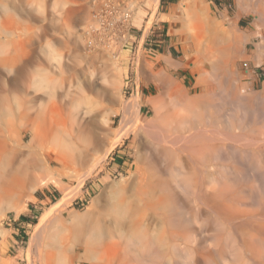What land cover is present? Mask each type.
<instances>
[{
  "label": "bare ground",
  "instance_id": "6f19581e",
  "mask_svg": "<svg viewBox=\"0 0 264 264\" xmlns=\"http://www.w3.org/2000/svg\"><path fill=\"white\" fill-rule=\"evenodd\" d=\"M67 1L73 4L72 0ZM201 1L183 0L174 9L173 17L180 19L178 13H185L180 29L190 31L185 42L194 47V58L187 54L186 60L198 77L196 85L206 92L191 98L177 81L160 73L157 80L173 93L171 106L179 108L170 115L159 96L146 101L139 96L128 101L118 98L117 110L102 111L106 90L98 87L103 82H97L98 76L110 81L117 90L110 91V97L117 98L122 82V71L113 61L115 44L107 38L106 31L111 29L102 23L104 17L98 14L100 23L96 27L97 35L92 38L105 47L106 54L92 58L87 54L82 61L87 72L72 68L70 77L64 76L62 59L48 51L49 60L57 63L56 68L63 75L55 91L53 81L41 77L30 62L24 51L22 32L17 39L7 40L14 33L18 19L2 17L8 8L0 1L3 13H0V110L3 111H0V166L7 163L13 167V162H19L25 167L23 179L17 178L1 189L4 200L23 197L30 171L53 173L51 162L34 155L41 149L49 156L54 154L56 161L64 166H87L98 151L102 136L114 124L111 116H121L119 130L114 133L115 143L131 132L135 138L142 132L149 144L145 152H137L136 159L143 166L134 177L115 185L97 184V195L84 213L66 215L64 211L79 189L62 188V198L40 219L31 242L38 247L35 249L39 264H264V84L260 92L254 86L250 90L241 87L239 83L252 79V73L250 70L241 73L235 68L241 62L264 67V34L242 31L241 20L213 22L214 19L206 16L209 11L206 12L205 5L202 8ZM22 2H14L21 11L25 7ZM236 2L240 11L246 10V0ZM250 2L256 17L253 27L264 28V0ZM147 3L157 9L160 0H147ZM197 10L206 16L201 27L198 25L200 29L197 27L198 33L193 32L196 28L192 24ZM257 39H260L258 44ZM91 40L84 42L86 52L87 44L93 43ZM251 44L255 48L252 54ZM99 61L103 62L97 67ZM17 66L14 86L9 88L7 79ZM151 67L147 63L148 71ZM85 76L88 79L82 80ZM73 79L85 90V98H97L98 103L92 105L98 108L91 105L96 110H80L78 104L70 102ZM222 80L227 85L230 81V86L235 88L227 85L210 88L212 83L220 84ZM11 94H15L17 111L6 107ZM210 95L219 102L208 103ZM49 101L51 107L46 109ZM66 106L71 109L67 115L63 112ZM143 106L153 113L151 119H142ZM211 109L217 112L212 113ZM6 116H11L12 121ZM14 121L26 123L27 133H19ZM29 135L31 140L25 144ZM30 152L34 154H27ZM6 171H0V177ZM85 179L79 180L80 183ZM50 182L61 187L60 179L45 175L32 180V191ZM19 208L17 203H12L5 210L18 212Z\"/></svg>",
  "mask_w": 264,
  "mask_h": 264
},
{
  "label": "rangeland",
  "instance_id": "374dc122",
  "mask_svg": "<svg viewBox=\"0 0 264 264\" xmlns=\"http://www.w3.org/2000/svg\"><path fill=\"white\" fill-rule=\"evenodd\" d=\"M0 1L2 3L5 2L4 4L8 8L6 11H3L4 15H1L3 14L2 12H0L1 13L0 15L2 17L5 15L6 16L9 15L8 16L9 18L13 16L16 19H18V20L15 19L14 20L17 21L16 23L19 24V25L17 24L14 27V31H13L14 33L11 32V35L7 40H13V38L17 39V36L20 34V32H22L20 35H22V37L25 39L24 51H26V53L28 54L30 62L34 64L35 70L38 72V74L41 77H46L47 79L53 81L52 88L54 87L55 91L57 86L60 84L63 75L61 74L60 70L56 68L57 63L51 62L49 60L47 56L49 55L48 51L53 52L55 55L58 56V58L60 57L62 59L63 70L65 69L64 76L70 77L72 73V68H76L79 71L84 70L85 72H87L88 70L85 65V62H82L83 59L87 56V54H89L91 58L99 57L103 53L106 54L104 52L106 51L105 47L100 46L97 42L93 41L95 35H97L98 29L96 27L100 23L99 20L100 18L98 17V14L100 16L108 17L109 14H107V12L111 8H116V9L118 8L120 10H125V9L129 10L132 14V22L127 27L124 35L123 34L120 35L118 31L115 29L108 30L109 32L106 31V33L108 34L107 37L108 40H111V42H114L115 44L113 61L115 64L119 66V68L122 71V82L118 94L119 96L117 95V98L112 96L110 97L111 93L112 92L116 93L117 90H115L111 86L110 81H106L102 79L101 76H98L101 80L99 79L97 82L103 81L102 83L97 84L98 87L99 88L101 87V89L106 90V94L102 99L103 100L102 104L103 105L106 104V105L105 107L103 106L102 111L104 110L106 113L107 112L110 113L112 110H117L119 108L118 98L119 100L122 99L123 101H128L137 96L142 98L143 101H146L152 97H157V96L161 97V99L167 105L166 113L168 115L173 114L175 111L179 109V108L176 109L171 106V102H172L171 99L173 96L172 91H170L171 88L164 85L163 82L158 81L160 79L157 75L161 73L158 71L159 65L155 66L153 64L151 70L148 71V69L146 68V65L148 63L146 51L143 48L137 47L138 40H140V37L143 34L145 28H146L145 34H147L149 28L152 26L154 22H158V23L162 22L161 19L159 21L157 20L158 8L155 9V7L150 6L147 3V0H122V1L121 0H87V1L76 0L79 1V3H74L73 0L72 2L70 1L73 4H70L69 1L67 0H0ZM20 1L21 2L23 1L22 6H25L23 8V11H21L22 9L21 10L19 9L18 4L14 3V2L18 3ZM178 1H179L178 3L180 4L183 2V0H178ZM236 1L237 0H202L201 6L205 5L204 8L207 7L206 12L207 11L209 12L208 14H206V16H208L210 20L212 19V21L214 19L213 22L216 21V23H223V22L237 23L238 21L241 20L240 27L242 31L244 32L255 31L256 33H259L260 31V33L264 34V28L262 26H260V28L253 27L254 22H256V17L255 14L253 13L254 11H252L253 4L250 2V0H246V4L244 5L247 11L246 10L240 11ZM70 6L71 9H69ZM26 8L28 9L26 10ZM23 12L24 14L26 12L28 15L27 14L24 15ZM240 12H242V15H239ZM195 14L196 16L192 13V15H194L195 18L193 20L194 22L192 21V24L194 23L195 25L193 27L196 28L193 32H197L200 29L198 25H200L201 27V24H203L206 18V16L205 17L203 16L200 10L195 11ZM26 16L29 18L30 21L27 20L28 18H26ZM137 16L146 19L150 18V20L140 21ZM184 16H185L184 12L178 13V17H180V19H177L176 23H174V27L179 29V31H177V33H174L171 26L169 38L170 39L174 38V41L179 43L182 52L183 49L184 50L187 49V53L190 54L191 58L193 59L194 57L192 55L194 52V47L191 43L185 42L186 37L190 33V31H188L187 28L186 29L184 28L185 31L180 29L183 28V23L180 20H182ZM103 20L105 22L102 23L108 25V23H106L108 21V18H105ZM161 24L165 25L164 23ZM197 27L199 28L198 30ZM90 28H94V29L90 30ZM128 29L130 30V32H128ZM54 32L56 34H54ZM15 33H17V35ZM130 34L136 37L135 41H133ZM89 39H92L91 41H93V43L87 44V52H86L84 47V42L86 44V42L89 41ZM143 42L144 40L142 41V43ZM259 42L260 39H257L255 41L256 44H258ZM147 43L151 44L152 42L151 40H149ZM254 50L255 48L253 44L249 45L250 54H252ZM11 54L13 55L14 51H12ZM79 55H81L82 58H79L78 57ZM99 62L100 63H98L97 67H99V65L103 61H99ZM110 64H112V61ZM18 67L19 66H17L16 71L11 74L12 76L11 77L9 76V78L7 79L8 84L10 83L9 85L7 84V87L9 86V88L14 86V82L17 76L16 73L19 70ZM187 67L190 71L186 73L188 75V79H185V81L182 78L183 77L182 75L184 74L182 72L169 74L167 76L171 77L175 82L177 81V83L187 92L189 97L193 98L196 96H200L205 89L196 85L197 84L196 81L198 77L194 72H192L193 71L192 65L189 64V61L187 63ZM66 68L69 69V71H67ZM235 68L241 73H245L248 70H250L252 73L251 75L252 79L249 78L243 80L242 83H239L240 85L241 84L243 85V86L241 85V87L250 90L251 87L254 86L253 88L256 89V92H260L262 90L263 88L262 85L264 84V67H257V66L255 67L254 64L247 65L241 62ZM1 72L2 71L0 70V73ZM87 79L88 77L85 76L83 77L82 80H87ZM225 81L226 80H222L220 84L216 83L214 85L212 83L210 88L214 89L215 86H216L215 89H219L220 87L224 88V85L225 86L227 85V84H223L225 83ZM226 83L229 84L227 86H230L231 82L227 81ZM244 83L246 85H244ZM71 87H72L70 88L71 98H69V100L70 102H73V104H78L80 110L87 108L89 110L92 109L94 111L96 107L98 108L97 105L94 106L95 103H98L97 98L95 99L94 96L93 97L91 96L93 100L91 99V97L85 98L86 96L85 90H83L82 87L80 89V87L77 86L76 79H73L71 83ZM1 88L2 86L0 84V91ZM234 88H235L234 85L230 86V89H234ZM110 91L111 93H109ZM243 91L248 93V91H245L244 89ZM205 92L206 91H204L203 94H205ZM214 97L215 96L210 95L207 98L208 99L207 102L210 104L212 102L214 103L219 102L218 98L217 97L214 98ZM106 98L112 100L110 101L107 100ZM91 105L94 106L95 108L94 107L91 108ZM7 106H10L12 110L17 111L15 94L9 95V102H7L6 107ZM50 107H51V101H49V104L48 102H46L45 108L47 109ZM107 109L108 110L110 109V111H107ZM201 109L204 108L201 107ZM207 109L205 108V111ZM213 110L214 109H211L210 112L212 113L217 112L216 110L214 111ZM0 111L3 112L2 110ZM63 112L66 115L70 113L71 112L70 107L63 108ZM141 114L143 120H149L154 116L151 110L146 106L142 107ZM6 119L12 121L13 118H11V116L10 117L6 116ZM111 119L114 122L112 128L107 130V132L103 131L104 133L106 132L105 133L106 136H102V143L100 144L98 151H96L93 154L90 163L87 166H84V168L81 166L79 167L78 165H71L70 167V165L68 164H66V166L59 164L56 161V156L54 154L49 156V153L46 152L44 149L39 150L36 154L32 152L27 153V154L37 155V157L39 155L41 156V158H44L46 162L48 163L51 162V166H50L51 168L50 167L49 168L52 170L53 173L47 174L46 172H40V171H36L35 173H33L30 171L29 172L30 175L27 177L28 179L25 180V184H26L24 190L25 196L23 194V197L20 198L21 200L18 198H15L13 200H4L1 197L2 196L1 189L3 187L12 184L15 181V179L25 177V175L23 174L25 171L24 164L20 165L19 162H13V167H8L7 163L6 164L3 163L4 165L0 166V171L2 170L5 171L7 169L5 173H1L2 175L0 177V237H1L0 264H30V263L39 264L37 257L38 251L37 249H35V247L37 246L31 242L35 238L34 235L35 229L39 224L40 219L43 217L45 213H47L51 209V207L55 203H57L62 198L64 194L62 193L63 192L62 188L73 189L74 187L75 189L76 187V189H79V194L73 199V201L71 202L72 204L70 203L68 208L64 211L66 215H68V213L70 212L84 213V211H86L87 208L90 206L91 200L97 195V191L95 189V186H97V184L104 183V184L115 185L122 183L124 180L129 181L132 177H134L135 173L140 169L139 167L143 166L142 162L140 163L137 161L136 157H137V152L139 153L145 152V150L149 147L145 135H143L142 132L141 133L139 132V135L137 136V138H135V134L131 132L129 135L125 136L119 142L115 143L117 136H115L114 133L118 132L119 130V126L121 124V116L114 115L111 116ZM14 122L16 123L15 126L19 133L20 132L22 134L27 133L26 128L28 126L26 125V123H23L22 121H14ZM110 131H112L113 133ZM30 140H31V136L29 135L25 139V144H29ZM113 143L114 145L112 147ZM51 145L53 144H50V146ZM25 151L27 152L28 149L25 148ZM29 157H27V159H29ZM61 170H63L62 171L63 173H61ZM76 172L77 173L79 172L78 175ZM45 175L46 177L51 175L53 177L55 176V178H57L58 180L60 179L61 187H59L58 185L56 186V184L54 183L52 184L50 182L47 185L39 187L35 191H32L33 190L31 188L32 180L41 178V176L45 177ZM86 175L89 176L85 177ZM122 175L124 176L123 178ZM82 178H86V179L81 184L79 180H81ZM12 203H17L19 205L20 208L18 209L19 210L18 212L17 211L14 212L15 210L14 211L5 210L7 206ZM73 239L74 237L71 239L72 242H74ZM72 242L70 245H72ZM29 254H31L32 256Z\"/></svg>",
  "mask_w": 264,
  "mask_h": 264
},
{
  "label": "crops",
  "instance_id": "0c3cea01",
  "mask_svg": "<svg viewBox=\"0 0 264 264\" xmlns=\"http://www.w3.org/2000/svg\"><path fill=\"white\" fill-rule=\"evenodd\" d=\"M178 2V0H160L157 20L159 21L161 19V23H164L165 25H162L160 22H154L149 28L147 34H145V28L140 40H138L137 47L143 48L146 51L147 62L149 64H154L155 66L159 65V72L164 73L165 75L182 72L184 73L182 78L185 81V79H188L186 73L190 71L187 67L188 61L186 60V55L188 53L184 49L182 52L179 43L175 42L174 38H169L171 26L174 33L179 31V29L174 27V23H176L178 18L173 17L176 16L174 9L180 5ZM137 17L140 21L150 20V18L146 19L140 18V16ZM172 17L174 19H172ZM130 36L133 41L136 40V37L131 34ZM143 40L144 42L142 43ZM149 40H151V44L147 43Z\"/></svg>",
  "mask_w": 264,
  "mask_h": 264
},
{
  "label": "built area",
  "instance_id": "2783aa9c",
  "mask_svg": "<svg viewBox=\"0 0 264 264\" xmlns=\"http://www.w3.org/2000/svg\"><path fill=\"white\" fill-rule=\"evenodd\" d=\"M107 14H109L108 17L102 16V18H108V25L107 27L110 28L111 30L115 29L118 31V33L125 34V31L127 27L131 24L132 22V14L129 10H120L116 8H111ZM106 15V14H105ZM130 29V28H129ZM128 29V32L130 30ZM0 242H1V237H0Z\"/></svg>",
  "mask_w": 264,
  "mask_h": 264
}]
</instances>
